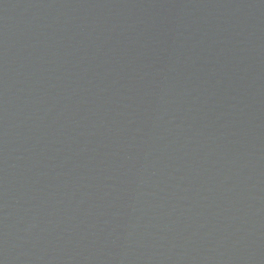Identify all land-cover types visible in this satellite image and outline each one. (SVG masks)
Here are the masks:
<instances>
[{
	"label": "water",
	"instance_id": "water-1",
	"mask_svg": "<svg viewBox=\"0 0 264 264\" xmlns=\"http://www.w3.org/2000/svg\"><path fill=\"white\" fill-rule=\"evenodd\" d=\"M0 264H264V0H0Z\"/></svg>",
	"mask_w": 264,
	"mask_h": 264
}]
</instances>
